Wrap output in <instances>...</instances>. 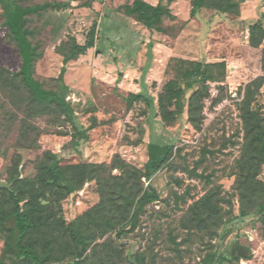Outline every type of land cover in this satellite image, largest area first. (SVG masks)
I'll use <instances>...</instances> for the list:
<instances>
[{
	"label": "rangeland",
	"instance_id": "rangeland-1",
	"mask_svg": "<svg viewBox=\"0 0 264 264\" xmlns=\"http://www.w3.org/2000/svg\"><path fill=\"white\" fill-rule=\"evenodd\" d=\"M13 1L24 7L63 0ZM241 1L207 0L179 44L169 39L177 26L171 28L168 21L162 26L166 37L141 28L140 40L139 32H129L121 18L110 19V0L80 2L70 11L48 10L27 18L28 40L42 54L34 78L45 90L55 88L60 53L67 55L72 41L83 45L96 25L93 48L69 62L63 76L69 88L65 100L89 129V141L82 159L66 157L60 165L102 164L108 169L100 174V187L87 181L69 196L46 182L42 163L45 153L61 152L72 130L57 107L37 105L16 76L21 58L8 29L1 26L0 6V220L13 206L6 187L18 189L27 207L40 192L33 213L39 227L24 242L38 256L48 255L47 264H134V257H142L144 264H203L207 254L223 253L232 243L251 256L238 264H264L260 214L239 217L246 148L242 102L248 98L251 111L264 119V39L258 48L249 43L250 24L261 21L264 26V0ZM177 12L186 16L185 10ZM171 49L185 61L225 65L223 100L212 106L217 92L210 90L199 130L188 124L186 113L174 123L161 120L157 94L180 72L176 61H170ZM141 91L153 98L152 110L142 102L126 105L128 94ZM151 141L171 144L173 158L151 178L159 201L144 205L130 231L135 206L123 203L110 186L123 187L124 195L135 200L147 188L150 182L140 173ZM257 180L264 184V164ZM73 221L80 222L90 243L79 260L65 230ZM124 226L125 234L117 239L116 230ZM6 236L0 227V238ZM2 247L0 241V264H27Z\"/></svg>",
	"mask_w": 264,
	"mask_h": 264
},
{
	"label": "trees",
	"instance_id": "trees-1",
	"mask_svg": "<svg viewBox=\"0 0 264 264\" xmlns=\"http://www.w3.org/2000/svg\"><path fill=\"white\" fill-rule=\"evenodd\" d=\"M125 0L118 8L123 9L127 15L135 16L136 20L147 30L155 29L163 31L161 28L162 19L172 18L167 6H150L142 1ZM173 0H168V3ZM207 0H191L189 15L197 18L200 9L204 8ZM247 0H242V2ZM2 8V27L7 28L21 58V66L16 76L21 79L24 87L33 101L40 106L54 105L59 113L65 118L71 128L70 140L66 143L58 154L47 152L44 154L42 168L47 175L46 182L60 191L65 196H69L78 190L77 185L87 181H95L100 187V174L107 171L108 167L102 164H79L72 167H62L61 161L70 156L83 158V150L89 141V129L80 124L74 114L71 105L65 100L69 94V88L64 83L65 66L76 60L94 46V33L96 25L93 24L83 45H77L72 41L69 53L62 57V67L58 75L52 79L55 88L45 90L34 78L35 64L41 59L42 54H38L36 48L31 45L28 37L31 32L27 29V18L31 15H38L42 12L61 11L69 8L68 1L45 2L33 6H17L13 0H0ZM220 12L226 10L218 7ZM264 39V26L261 21L254 22L249 27V43L253 48H258ZM263 63H264V55ZM176 61L180 72L175 79H168L157 94V107L161 120L164 123H174L186 113L188 124L195 130H199L204 120V101L210 99V90L217 92L216 97L211 99L212 106L219 104L222 99L224 86L225 65L223 62L206 64L202 62L185 61L184 59L172 58ZM264 69V67H263ZM142 102L150 110L154 108V100L144 91L140 93H130L126 98V105ZM241 119L245 130L246 148L241 156V191L239 217L244 218L250 214H260L261 222L264 225V184L257 180L260 166L264 164V119L251 111L250 100L247 98L241 104ZM148 160L144 165V172L140 173L141 178L149 181L146 189L141 190L138 197L131 199L124 195V188L116 190L110 186V190L122 199V202L135 206L129 221L130 231L136 227L139 212L144 205L159 201L160 196L151 185V178L154 174L163 171L169 161L173 158V146L168 143L151 141L147 145ZM116 169V167H110ZM7 195L12 201V209L0 220V227L7 232L5 238H0L3 243L2 251L11 253L15 259L25 261L27 264H47L48 255L38 256L35 249L24 242L27 235L38 228V222L34 220L33 213L42 198L40 192L31 197L29 207L22 205L23 198L18 189L14 186L6 187ZM256 193H258L256 195ZM102 196V192L100 194ZM255 196V197H253ZM35 206V207H34ZM40 206V205H38ZM110 224V223H107ZM125 226L116 230V238L119 239L125 234ZM66 234L70 241L76 245L73 256L75 260L84 258L87 247L90 243L86 235L82 232L79 221H73L66 226ZM95 245L94 243L92 244ZM238 243L230 244L223 253L210 252L204 258L203 264H238L241 260H250V255H245ZM72 262L71 264H77ZM134 264H144L142 257H134Z\"/></svg>",
	"mask_w": 264,
	"mask_h": 264
},
{
	"label": "crops",
	"instance_id": "crops-1",
	"mask_svg": "<svg viewBox=\"0 0 264 264\" xmlns=\"http://www.w3.org/2000/svg\"><path fill=\"white\" fill-rule=\"evenodd\" d=\"M69 2V8L68 10H72V8L78 6V4L81 2V4H83L84 2L88 1L89 3H91L93 0H65ZM111 2L109 3V7L111 9V13L112 16H110V19L112 20H119V18H121L120 20H122V24H124L125 26H127V29L129 30V32H139V39L141 40V28L142 30L148 32V34L150 32H154V34L158 35V36H163L166 37L165 32L161 31H156L155 29L152 30H147L144 26H142L137 20L135 16H130L127 15L123 9H119L118 7L125 1V0H110ZM134 1H142L150 6H157L160 5L162 7L167 6L170 14L172 16V18H163L162 19V23H161V28H163L162 26H164L166 24V21H168L170 23V27H174L177 26L176 32L174 37H170V41L173 44H179L181 41V36L184 34L185 30L188 28L187 24L191 21L193 22L195 18H191L189 15L190 9H191V0H173L172 2L168 3V0H130L129 4H131ZM64 2V0H63ZM94 4L93 2L91 3V5ZM88 7V6H87ZM90 8V7H89ZM67 10V9H66ZM179 10H185V17L180 18L178 15ZM119 15V16H118ZM254 23V22H253ZM251 23V24H253ZM250 24V25H251ZM138 30V31H137ZM131 35V34H130ZM132 38H137L136 36H132ZM157 45V44H156ZM171 54H173L174 56L170 57L172 58H176V59H183L181 58L179 55H177L176 51L174 49H171ZM75 61V60H74Z\"/></svg>",
	"mask_w": 264,
	"mask_h": 264
},
{
	"label": "built area",
	"instance_id": "built-area-1",
	"mask_svg": "<svg viewBox=\"0 0 264 264\" xmlns=\"http://www.w3.org/2000/svg\"><path fill=\"white\" fill-rule=\"evenodd\" d=\"M263 6H264V3H263ZM263 16H264V13H263Z\"/></svg>",
	"mask_w": 264,
	"mask_h": 264
}]
</instances>
